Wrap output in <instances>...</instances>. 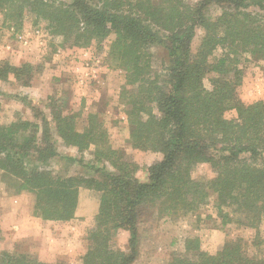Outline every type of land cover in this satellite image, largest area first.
<instances>
[{
	"label": "trees",
	"instance_id": "obj_1",
	"mask_svg": "<svg viewBox=\"0 0 264 264\" xmlns=\"http://www.w3.org/2000/svg\"><path fill=\"white\" fill-rule=\"evenodd\" d=\"M218 14L213 16V13ZM3 22L20 27L26 14L44 23L62 44L86 49L110 39L109 68L122 72L116 121L132 149L160 158L146 169L109 143L100 113L81 120L65 100L48 99L50 119L0 124V173L18 193L33 194L35 217L69 221L80 192L96 196L94 225L86 234L81 264H132L139 255V225L195 214L214 195L222 225L233 221L256 229L264 218V100L244 103L239 89L244 62H264V0H0ZM197 30L199 43L192 48ZM162 48L167 62L151 66V50ZM264 74V66L261 67ZM34 67L0 60V83L30 86ZM208 78L209 86L204 85ZM230 113V117L225 115ZM57 140L76 149L83 172L63 176L51 169L60 156ZM91 151V158L83 154ZM208 165L207 181L193 174ZM128 234L125 250L116 234ZM256 255L240 243H225L215 254L186 238L183 251L166 264H264V239ZM0 264H45L25 254L0 253ZM65 264V263H55Z\"/></svg>",
	"mask_w": 264,
	"mask_h": 264
},
{
	"label": "rangeland",
	"instance_id": "obj_2",
	"mask_svg": "<svg viewBox=\"0 0 264 264\" xmlns=\"http://www.w3.org/2000/svg\"><path fill=\"white\" fill-rule=\"evenodd\" d=\"M69 2V0H61ZM196 3L199 0H189ZM218 11L213 13V16ZM202 35L197 30L192 42V48H196ZM100 44L93 43L86 49L70 47L62 44V39L53 36L45 28L40 20L26 14L20 27L3 22L0 12V60H6L10 64L19 66L23 63L31 64L34 69L33 80L28 87H21L15 81L0 83V124L5 125L17 120L33 121L38 113L50 119L47 108L50 97L60 98L67 102L68 110L80 114L83 120L87 113L96 110L100 113V120L109 134V143L114 149L121 150L131 161L140 166L138 177L145 180V169L156 162L160 155L151 152H142L132 149L125 141V135L120 131L116 121L123 118V114L117 109V99L122 72L109 68L107 61V49L110 39ZM151 66L155 72L162 69L167 62L166 52L162 48L151 50ZM244 78L239 89V97L244 103L254 100L263 81L257 86L256 80L264 75L261 67L264 62H244ZM204 85L209 86L208 78ZM252 86V87H251ZM254 96V97H253ZM230 117V113L225 115ZM57 149L60 156H66L70 160L64 161L58 157L52 160L51 169L63 176H71L83 172L72 158L78 155L76 149L64 146L57 140ZM91 151L85 152V160L91 158ZM193 176L200 181H207L214 176L208 165L198 166ZM11 183V178L0 173V253L11 254V224L13 215L18 210L22 215H27V210L33 207L34 196L22 191ZM96 196L88 190L80 192L79 208L77 214L81 219L89 218L92 222L95 214ZM24 219V217H22ZM21 218V219H22ZM79 218V217H78ZM233 221L222 225L221 217L214 207V195L209 197V203L201 207L195 214L185 217H174L172 221L158 220L155 214H145L139 225L140 245L139 255L132 264H166L172 255L183 251L186 238H198L200 248L209 254H215L219 247L225 243H240L248 256L256 255L259 249L255 245V237L264 239V218L256 229ZM94 225L85 231V244L76 248L87 249L86 234ZM77 236L83 235L78 230ZM84 236V235H83ZM128 234L120 231L112 241L114 248L125 250ZM85 245V246H84ZM19 253L25 250L24 245L18 247ZM86 251V250H85ZM259 253V252H258ZM28 256L35 258L37 251H28ZM78 254L56 263L81 264ZM38 260L37 258H35Z\"/></svg>",
	"mask_w": 264,
	"mask_h": 264
},
{
	"label": "crops",
	"instance_id": "obj_3",
	"mask_svg": "<svg viewBox=\"0 0 264 264\" xmlns=\"http://www.w3.org/2000/svg\"><path fill=\"white\" fill-rule=\"evenodd\" d=\"M262 81L264 83V75H261L260 79L255 82L258 86ZM257 90L259 94L262 92L263 95L260 96L262 98L253 96L254 100H264V85L260 86V90ZM22 214L17 210L13 215L11 253H19L18 247L24 245L25 250H22L21 254L27 255L26 253L30 250L37 251L34 257L45 264H55L58 259L77 254L80 260L84 255L86 248L82 246L76 248L72 244H77V242H80L79 246L85 244V231L90 227V224H93V219L92 222L89 218L81 219V216L76 213L75 217L69 221L42 220L35 217L33 207L27 210V215ZM79 229L82 230L84 236H77Z\"/></svg>",
	"mask_w": 264,
	"mask_h": 264
}]
</instances>
